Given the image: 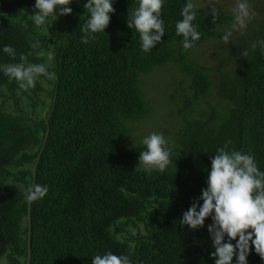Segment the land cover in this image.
Here are the masks:
<instances>
[{
	"label": "trees",
	"instance_id": "1",
	"mask_svg": "<svg viewBox=\"0 0 264 264\" xmlns=\"http://www.w3.org/2000/svg\"><path fill=\"white\" fill-rule=\"evenodd\" d=\"M85 3L72 0L71 14L38 28L30 17L35 0H0V49L11 45L18 54L13 60L0 52V64L19 62L20 53L41 64L42 51L52 54L44 77L51 87L36 82L25 91L0 73V264H92L107 251L133 264H214L211 221L189 230L180 219L206 187L218 148L251 153L264 171V52L246 37L225 44L212 28L231 25L232 17L197 7L201 39L184 50L175 23L186 0H165V36L149 53L127 26L139 0H116L105 33L85 44ZM216 39L218 83L191 61L196 48ZM245 49L249 55L239 57ZM170 63L190 77V94L170 143L172 165L149 175L137 167L144 146L122 143L127 124L151 110L141 77ZM34 184L49 191L29 203ZM248 264H264L254 247Z\"/></svg>",
	"mask_w": 264,
	"mask_h": 264
},
{
	"label": "clouds",
	"instance_id": "2",
	"mask_svg": "<svg viewBox=\"0 0 264 264\" xmlns=\"http://www.w3.org/2000/svg\"><path fill=\"white\" fill-rule=\"evenodd\" d=\"M116 0H87L84 7L88 16L83 25L81 40L87 44L95 40L96 34L105 33L109 26L113 4ZM165 0H139L138 7L127 19L129 29H135L139 34L140 48L144 53L151 52L161 43L165 36V20L162 18V8ZM72 0H35L31 15L33 23L38 28L56 21L58 16L71 14L68 7ZM215 17L219 10L211 7ZM231 26L221 39L228 44L235 33L247 30L256 13L250 0H235L231 9ZM181 19L175 23L176 35L181 36L182 47L190 50L195 42L201 39L197 23L198 12L193 0H186L180 10ZM39 48L36 41L30 45ZM253 49L264 52V39L257 40ZM0 52L11 59L17 58V50L6 45ZM242 56L249 52L243 50ZM0 73L14 79L25 91L34 88L40 77L50 75L45 64L31 63L28 56L20 53L19 62L0 64ZM144 150L139 152L138 166L149 175L165 172L173 163L170 141L163 133L152 132L141 141ZM176 167V165H175ZM46 185L34 184L26 191L29 203L42 200L48 194ZM210 220L207 232L213 251L210 253L214 264H248L252 248L261 259H264V171H261L256 157L251 153L239 150H229L227 145L216 150L211 157L210 169L207 171L206 187L201 195L182 214L181 225L189 230L205 227V221ZM92 264H133L128 255H118L112 251L98 253L92 258Z\"/></svg>",
	"mask_w": 264,
	"mask_h": 264
},
{
	"label": "rangeland",
	"instance_id": "3",
	"mask_svg": "<svg viewBox=\"0 0 264 264\" xmlns=\"http://www.w3.org/2000/svg\"><path fill=\"white\" fill-rule=\"evenodd\" d=\"M193 3L197 8L206 10L209 14H212L211 7L215 6L222 17H232L231 9L235 6V0H193ZM250 3L256 15L249 23L247 30L242 33H235L232 39L235 43L240 42L244 37L250 38L249 47L251 48L257 40L264 37V0H250ZM230 26L229 24L223 23L214 26L212 29L218 37L220 34L223 35ZM209 41H211V39ZM209 41L193 51L192 54L194 55L191 61L198 66L204 67L206 70L212 71L211 78L215 83H218L222 80L223 74L220 70H217L220 63L216 61L214 50L221 45L222 42L217 41V39L208 43ZM242 52L243 50L240 52L239 57H242ZM39 55L40 58H45L42 64L49 66L50 60L52 63L51 53L42 51ZM228 66H230V64ZM37 82L46 86V88L51 87L50 83L48 84V80L44 77H40ZM190 82V77L184 74L175 63L158 67L153 72L143 75L140 79V88L151 110L144 120L127 124L130 131L127 138L122 143L123 148L135 149L142 147L141 141L143 137L152 132L164 134L165 130H167L166 134H164L165 137L169 139L170 143L175 145V142H173L177 140L175 128L180 120L183 124L179 115V110L180 107L182 108L184 106L183 99L190 94ZM180 86L182 87L179 88ZM182 90L185 91V95ZM10 110L13 111L14 109ZM29 111L30 113L33 112L32 109Z\"/></svg>",
	"mask_w": 264,
	"mask_h": 264
}]
</instances>
